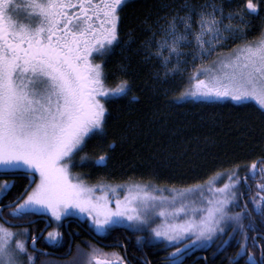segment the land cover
<instances>
[{
	"label": "snow or ice",
	"instance_id": "1",
	"mask_svg": "<svg viewBox=\"0 0 264 264\" xmlns=\"http://www.w3.org/2000/svg\"><path fill=\"white\" fill-rule=\"evenodd\" d=\"M130 6L132 0H0V175L29 180L24 193L0 202V264H34L37 252V236L29 251V229L6 226L5 209L14 218L50 214L57 224L70 214L86 215L97 232L149 229L150 241L174 248L168 264H183L190 246L219 242L218 250L226 251L233 241L238 248L229 264H264V155L243 176L236 165L182 190L135 181L90 184L72 171L86 162L106 167L110 159L108 151L86 148L107 136L108 103L131 91L127 78L109 86L104 67L120 45L121 13ZM150 7L129 28L128 40L135 27L146 33L139 51L146 61L159 60L164 72L157 78L189 73L176 99L254 105L264 119V25L248 37L264 0H244L227 12L222 0H156ZM119 70L126 76L127 65ZM13 186L0 181V201ZM61 238L58 226L45 236L54 244ZM83 255L78 250L67 264H128L116 251L92 248L82 262Z\"/></svg>",
	"mask_w": 264,
	"mask_h": 264
},
{
	"label": "trees",
	"instance_id": "2",
	"mask_svg": "<svg viewBox=\"0 0 264 264\" xmlns=\"http://www.w3.org/2000/svg\"><path fill=\"white\" fill-rule=\"evenodd\" d=\"M155 3L156 0H132V6L121 13L120 45L104 59L109 86L114 87L125 78L131 84L127 96L107 105L110 112L107 136L103 139L94 137L86 148L96 155L108 151L110 159L107 166L86 162L72 171L83 173L90 184L100 180L109 183L135 181L167 189L202 183L214 173L236 165L240 166L243 176L247 166L264 155V119L258 118L253 105L241 107L228 102L176 99L187 88V78H157L156 73L163 74L164 71L157 60L143 59L139 44L146 33H142L139 27H135V35L128 40L129 28L136 26L138 19L144 17ZM260 14L264 15V11ZM126 40L127 44L124 43ZM121 64L127 65L126 76L119 70ZM113 140L116 141L115 146L109 150L107 145ZM25 184L21 178L14 179V186L1 202L6 204L20 196ZM28 219L22 217L12 222ZM82 224L84 232L79 228L75 229L78 235L71 229L70 235L63 232L57 244L39 239L40 248L48 255H36L34 264H44L45 261L67 264L78 250L85 254L80 257L83 262L92 248L120 252L126 255L129 263L131 259L138 258V264H164L163 259L174 250L166 247L164 242L150 243L144 238L137 241L139 234L125 227H114L104 235L96 236L86 223ZM28 229V236L40 230ZM218 243L208 245L211 248L208 253L221 252ZM103 245L109 246L107 251ZM237 248L233 241L226 251L233 256Z\"/></svg>",
	"mask_w": 264,
	"mask_h": 264
},
{
	"label": "flooded vegetation",
	"instance_id": "3",
	"mask_svg": "<svg viewBox=\"0 0 264 264\" xmlns=\"http://www.w3.org/2000/svg\"><path fill=\"white\" fill-rule=\"evenodd\" d=\"M222 2L225 3L224 4L225 6H228V4H233V5L238 6L240 4H243L244 0H222ZM9 175H11V174H9ZM18 178L23 179L25 181V183H26L25 185L28 184V179L26 177H22V176H20V177H18V176L17 177H0V181L1 180L14 181V179H18ZM254 182H256V181H254ZM7 211L8 210L5 209L4 219H6L8 221H11V224H19V223H13L12 222V220H15L17 218H14L12 216L6 215ZM26 217L30 218L31 216H26ZM29 221H35V222L30 224V225H28V226H23V227H18V228H27V229L30 228V230L33 229V231H36L37 229H40L39 232L35 234L37 236L42 231V229L45 227V225L48 223L49 224V228L44 232V234L42 235L40 240H41V242L51 243V242H49V241H47L45 239V236L47 235V232L52 229V224H51V221L49 220V218L44 216V215L38 214V215L32 216V218L30 220L28 219V220H25V221L20 222V223H28ZM0 222H2V221H0ZM82 223L83 222L78 221L76 219L74 220V218L71 219V217L64 218L61 221V224L59 226V231L61 233L64 232V233H67V234L70 235L69 231L71 229L72 232L75 231L76 235H78V230H75L76 228H79V230L82 231V232H84V230H85L82 227V225H84ZM74 226H75V228H74ZM86 234L88 236V233H86ZM32 235L33 234H30L29 236L27 235V237H29L28 245H29L30 241L32 240ZM39 241L36 243V249L38 250L36 252V254L38 253V255L39 254L40 255H45V253H47V252H46V250L40 248ZM51 244H54V243H51ZM55 244H57V243H55ZM185 244H187V242ZM103 247H105L104 249H105V251H107L108 250L107 247H109V246L108 245H103ZM194 247H197V248L192 249L193 246L189 247L188 254L183 259V264H210V263H214V262H219V263L221 262L222 264H229V261H228L227 257L228 256H232V254L230 252H228V251H221V252H218L217 254H210V253H208V251L211 249L209 246H206L204 249L200 248V246H194ZM252 250L254 252V255L258 258L259 255H260L259 247L255 248V249H252ZM112 251H115V250H112ZM112 251H108V252H112ZM198 256H203V258L196 259ZM126 259H127V257H126ZM163 260H164V264H168V260L167 259L164 258ZM127 262H128V259H127ZM138 262H140L138 258H135V260L133 258V259H131V263L128 262V264H138ZM239 264H244V259H240Z\"/></svg>",
	"mask_w": 264,
	"mask_h": 264
},
{
	"label": "rangeland",
	"instance_id": "4",
	"mask_svg": "<svg viewBox=\"0 0 264 264\" xmlns=\"http://www.w3.org/2000/svg\"><path fill=\"white\" fill-rule=\"evenodd\" d=\"M225 4V3H224ZM228 4V3H227ZM236 5H233V4H228V6H225V11L227 12L228 10H230V9H236ZM264 15H262V14H259L258 16H256V15H254V16H252L251 17V28L249 29V31H248V37H249V39H251V38H253V37H255L257 34H258V32H259V30H260V28H261V25H262V23H264V17H263ZM255 19H258V20H256V21H254ZM229 46H231V45H229ZM95 60H96V62H99L100 61V57L99 56H97L96 58H95ZM157 62L160 64V62H159V60H157ZM161 68L163 69V67L161 66ZM163 71H164V69H163ZM188 75H189V73L188 72H184L183 74H180V73H177L176 75H170V76H168V77H174V78H188ZM187 81H188V79H187ZM186 99H190V100H192V101H197V102H205V103H221V102H228V103H230V104H233V105H236L234 102H232V101H230V100H222V101H215V102H210V101H206V100H203L202 98H192V97H185ZM254 106V105H253ZM255 107V106H254ZM1 181H4V180H1ZM221 183H223V181H221ZM184 188H187V187H182V188H178V189H184ZM167 192V191H166ZM166 192H164L165 194L164 195H171V193L170 192H168V193H166ZM114 206V205H113ZM41 215H44V216H46V217H48L49 218V220L51 221V224H52V229L53 228H56L57 226L59 227L60 226V224H61V222H59V224H57V222L51 217V215L50 214H47V215H45V214H43V213H41ZM67 217H71V219H73L74 218V220L76 219V220H78V221H81V222H83V223H86V225H87V227L88 228H90L91 230H92V232L96 235V236H102V235H104L106 232H97L96 230H95V228H94V226L92 225V223H91V221L89 220V218L86 216V215H80V214H70V215H68ZM67 217H65V218H67ZM32 218V216L30 217V219ZM29 219V220H30ZM155 223H159V220H157V221H155ZM115 227H125V228H128L127 226H124V225H122V226H115ZM114 228V227H113ZM14 231H19V230H21V229H23V228H12ZM51 229V230H52ZM128 229H130V228H128ZM50 230V231H51ZM130 230H132V229H130ZM132 231H134V230H132ZM134 232H136V233H138L139 234V237H141V238H144V239H148L149 238V236L151 235V233H150V230L149 229H145L144 231H134ZM149 240V239H148ZM150 241V240H149ZM163 242V241H162ZM188 243V241H185L184 243ZM150 243H159V242H156V241H150ZM165 244H166V247H168L169 248V246H168V244H167V242H164ZM212 244V243H211ZM178 245L179 244H176L175 246H177L178 247ZM180 246V245H179ZM208 246V245H207ZM171 247V246H170ZM195 248H197V247H194L193 246V248L192 249H195ZM36 255H38V253L36 254ZM44 256H47V254L46 255H44Z\"/></svg>",
	"mask_w": 264,
	"mask_h": 264
},
{
	"label": "water",
	"instance_id": "5",
	"mask_svg": "<svg viewBox=\"0 0 264 264\" xmlns=\"http://www.w3.org/2000/svg\"><path fill=\"white\" fill-rule=\"evenodd\" d=\"M20 177V176H22V177H26L27 179H28V177L25 175V174H11V175H0V177ZM28 183H29V180H28ZM25 192V189H24V191L22 192V193H24ZM21 193V194H22ZM35 221H32L31 223L30 222H28V223H19V224H9V225H6V226H8V227H11V228H18V227H23V226H28V225H30V224H32V223H34ZM49 228V224L47 223L46 225H45V227L42 229V231L37 235V241H36V243L39 241V239H41V237H42V235L44 234V232L47 230ZM31 245H32V240L30 241V243H29V250L30 251H32V248H31ZM35 249H36V244H35ZM37 250V249H36ZM38 251V250H37ZM47 253H45V255H46ZM199 258H203V256H198L196 259H199Z\"/></svg>",
	"mask_w": 264,
	"mask_h": 264
}]
</instances>
